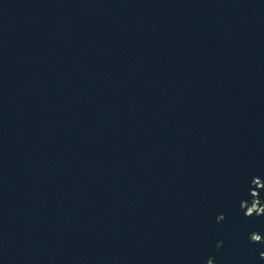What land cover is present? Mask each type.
Returning <instances> with one entry per match:
<instances>
[{"label": "water", "instance_id": "1", "mask_svg": "<svg viewBox=\"0 0 264 264\" xmlns=\"http://www.w3.org/2000/svg\"><path fill=\"white\" fill-rule=\"evenodd\" d=\"M0 264H264V0H0Z\"/></svg>", "mask_w": 264, "mask_h": 264}, {"label": "rangeland", "instance_id": "2", "mask_svg": "<svg viewBox=\"0 0 264 264\" xmlns=\"http://www.w3.org/2000/svg\"><path fill=\"white\" fill-rule=\"evenodd\" d=\"M253 208H256V206L252 207V209H251L250 211H252V210H253Z\"/></svg>", "mask_w": 264, "mask_h": 264}, {"label": "built area", "instance_id": "3", "mask_svg": "<svg viewBox=\"0 0 264 264\" xmlns=\"http://www.w3.org/2000/svg\"><path fill=\"white\" fill-rule=\"evenodd\" d=\"M256 208H257V206H256ZM256 208H254V209H256Z\"/></svg>", "mask_w": 264, "mask_h": 264}]
</instances>
